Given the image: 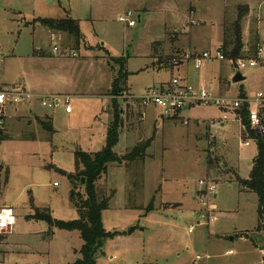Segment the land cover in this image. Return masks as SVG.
<instances>
[{
  "label": "rangeland",
  "instance_id": "1",
  "mask_svg": "<svg viewBox=\"0 0 264 264\" xmlns=\"http://www.w3.org/2000/svg\"><path fill=\"white\" fill-rule=\"evenodd\" d=\"M238 6L248 8L241 22L242 65L225 57L199 70L192 64L179 74L168 69L176 53L212 52L222 45ZM124 13L132 14L134 27L118 21ZM65 18L78 23L77 46L73 36L52 35L39 21ZM156 42L161 60L151 50ZM258 47L264 56V0H0V88L20 84L47 99L68 96L70 105L68 114L62 106L44 109L33 103L4 108L0 207L12 209L16 225L0 237V262L74 264L80 257L77 232L52 229L50 235L46 223L29 217L35 209H48L54 220L78 219L66 175L75 172V152L96 153L105 146L108 94L119 69L111 58L124 57L127 79L116 101L119 108L125 102L129 107L117 155L130 146L125 129L141 132L133 102L173 76H186L190 87L209 89L229 104L243 92L249 107L195 106L176 118L152 105L144 108L141 139L152 141L143 171L141 165L113 164L97 182L114 195L101 214L111 236L96 264H264L257 197L241 192L236 182L250 177L257 153L255 142L241 136V114L253 109L258 93L264 95V58L249 66ZM237 74L244 80L234 83ZM42 113L52 118V134L36 120L44 115L34 116ZM260 118L264 124V110ZM212 121L216 126L209 127ZM199 181L213 184L214 193Z\"/></svg>",
  "mask_w": 264,
  "mask_h": 264
},
{
  "label": "trees",
  "instance_id": "2",
  "mask_svg": "<svg viewBox=\"0 0 264 264\" xmlns=\"http://www.w3.org/2000/svg\"><path fill=\"white\" fill-rule=\"evenodd\" d=\"M248 14L246 6H238L237 17L230 26L227 25L223 32V52L230 62L240 58L243 49V37L241 22ZM42 25L53 32H66L76 40V46L80 41L79 27L76 20L65 18L61 20L40 19ZM158 42L151 45L153 55H157L156 46ZM152 57V54H151ZM111 61L119 66L118 72L114 75L111 83L110 96V121L106 130L105 146L96 153H86L77 151L74 153V174H68L67 179L71 184L70 201L75 208L78 219L73 221H57L51 218L48 209H35L29 219L44 222L49 227V234L52 229L67 232H77L82 241V246L78 252L79 258L74 264H96L99 256L103 255L102 248L105 241L111 236L105 232L101 214L109 207V201L114 195V191L99 188L97 182L106 174L109 165L113 164H135L145 160L147 149L150 147L151 139L137 143L123 156L114 152V148L119 140V130L122 127V110L119 108L116 97L124 90L127 72L125 71V58H111ZM160 62V61H159ZM240 97L245 98L244 93ZM136 102V100H135ZM248 112L242 111L241 136L245 139L253 140L256 144L257 153L252 161L250 177L242 180L236 177L239 190L245 193H253L257 197V228L258 232H264V133L250 128L247 122ZM41 128L53 133V128L49 118L40 121ZM209 163V168H210ZM7 172L5 173V180ZM83 181V182H82Z\"/></svg>",
  "mask_w": 264,
  "mask_h": 264
},
{
  "label": "built area",
  "instance_id": "3",
  "mask_svg": "<svg viewBox=\"0 0 264 264\" xmlns=\"http://www.w3.org/2000/svg\"><path fill=\"white\" fill-rule=\"evenodd\" d=\"M118 21L123 23L126 27L131 28L136 25V21L131 13H124L118 17ZM53 52H58V49L53 48ZM76 54V53H75ZM73 54V56L75 55ZM263 49L258 47L256 50V58L249 60L250 67L258 66L259 62L263 60ZM226 58L223 52V46H218L212 52H181L176 53L172 56L169 61L170 69L177 68L182 64L191 63L195 70H199L204 64L212 63L214 61L221 62L225 61ZM243 59H237L235 65L239 67L243 64ZM137 103L142 107L148 105L155 106L161 109L167 115H176L185 108H191L195 106H207L215 105L220 107L222 110H238L242 105L249 107L248 99L241 98V100L234 101L232 104L226 103L223 99L214 98L209 89L205 88H191L183 86L178 76L171 77L170 81L157 88L149 89L146 94L140 98H136ZM37 102L40 107L45 109H54L60 106L63 107L66 114L70 113L69 97L68 96H56L47 99L46 97L39 96L29 92L24 86L18 84L11 87L0 88V117L4 112L5 106L17 107L20 104ZM254 106L252 110L248 109L247 122L251 129L259 130L264 133V124L260 118V114L264 110V95L258 93L252 100ZM225 120V118H224ZM184 125L188 122L184 121ZM1 119H0V130H1ZM222 125V124H221ZM216 126L212 121L209 123V127ZM212 138V136H209ZM1 176V170H0ZM200 186L206 187V191L214 193V185H207L204 181H199ZM56 186V184H54ZM215 220L214 218L210 219ZM16 223V219L13 215L11 208L0 207V236H2L8 229L13 227ZM191 232V230H188ZM3 264V262H0Z\"/></svg>",
  "mask_w": 264,
  "mask_h": 264
},
{
  "label": "crops",
  "instance_id": "4",
  "mask_svg": "<svg viewBox=\"0 0 264 264\" xmlns=\"http://www.w3.org/2000/svg\"><path fill=\"white\" fill-rule=\"evenodd\" d=\"M47 28V27H46ZM50 31V33L52 34V35H56V36H59V37H61V35H60V33H58V34H56V32H53V31H51V30H49ZM155 43V42H154ZM195 52H196V50H194ZM186 52V51H185ZM187 52H190V50L189 51H187ZM41 56H44V54H40ZM191 63H185V64H182V65H180L179 67H177V68H173V69H171V70H175L178 74L180 73V72H183V68L185 67V66H189ZM168 69H170V68H168ZM159 70H161V69H159ZM178 77H179V75H177ZM113 78H114V76H113ZM113 78H112V80H113ZM180 78V81H181V83H182V85L183 86H186V87H190V86H192L191 84H189L188 82H187V77L185 76L184 78H181V77H179ZM165 84H167V83H163V84H161L160 86H163V85H165ZM190 85V86H189ZM13 86V85H12ZM22 86H24V85H22ZM11 87V86H10ZM3 88V87H2ZM192 88V87H191ZM149 90V89H148ZM37 95V94H36ZM109 97V99H110V96H108ZM34 105L36 104V105H38L39 107H40V105L37 103V102H32ZM32 103H30V104H32ZM25 104H27V103H25ZM133 104L137 107V116L139 117V121H140V130H141V132H137L134 128H133V126H131V127H129V128H127V129H125L127 132H126V137H127V139H128V144L130 145L128 148H127V152L131 149V148H133L137 143H139V142H141V141H144L145 139H141L142 137H143V132H144V129H143V125H142V122H143V120H144V110L146 109L145 107H142L141 105H139L138 103H137V101L134 103L133 102ZM128 107H129V104H128V102H125V108H121V110H122V117H124V115H125V113L127 112V110H128ZM154 109H159V108H157V107H155V106H152ZM40 108H42V107H40ZM139 108V109H138ZM140 108H141V111H140ZM145 108V109H144ZM194 107H189V108H185V109H187V110H189V111H191L192 109H193ZM45 109V108H44ZM139 110V111H138ZM159 110H161V109H159ZM184 110V109H183ZM192 111H194V109L192 110ZM180 113V112H179ZM66 114V113H65ZM178 114V113H177ZM34 115V114H33ZM42 115H44V120H45V118H49L50 119V122H51V125H52V118L50 117V115L49 114H47V113H42V114H40V115H34V116H36V117H40V116H42ZM31 116V115H30ZM176 116L177 115H175V118H176ZM25 117H26V115H25ZM28 117V116H27ZM161 118H163L162 116H160ZM178 117V116H177ZM0 119H1V123H2V125H3V122H4V119H5V114H4V112L1 114V117H0ZM42 119V120H43ZM36 120H37V122H38V124L40 125V121H42L41 119H39V118H36ZM43 120V121H44ZM109 123V122H108ZM1 125V126H2ZM188 125V124H187ZM107 127H108V124H107V126H106V130H107ZM105 137H106V133H105V136H104V142H105ZM131 137V138H130ZM144 138V137H143ZM35 139V137H32L30 140H34ZM149 139H151V141H152V138H149ZM118 144V143H117ZM117 146V145H116ZM115 146V147H116ZM126 154V153H125ZM119 156H123V155H119ZM136 165H141L142 166V171H143V162H140V163H135ZM134 164V165H135ZM120 167L121 166H125V164H121V165H119ZM126 167V166H125ZM122 168V167H121ZM2 170V169H1ZM7 171H5L4 173H6ZM55 184V183H54ZM16 225V224H15ZM11 228H13V227H11ZM10 228V229H11ZM10 229H8L2 236H0V237H3L4 235H6V234H9L10 233ZM229 252H231V251H229Z\"/></svg>",
  "mask_w": 264,
  "mask_h": 264
},
{
  "label": "water",
  "instance_id": "5",
  "mask_svg": "<svg viewBox=\"0 0 264 264\" xmlns=\"http://www.w3.org/2000/svg\"><path fill=\"white\" fill-rule=\"evenodd\" d=\"M243 80H244V78L241 77L239 74H237V75L234 77L233 82H234V83H238V82H241V81H243ZM82 182H83V181H82Z\"/></svg>",
  "mask_w": 264,
  "mask_h": 264
}]
</instances>
